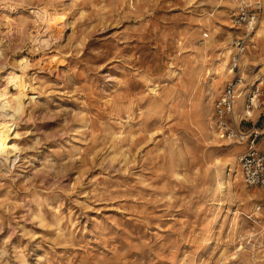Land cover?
Here are the masks:
<instances>
[{"label":"rangeland","instance_id":"rangeland-1","mask_svg":"<svg viewBox=\"0 0 264 264\" xmlns=\"http://www.w3.org/2000/svg\"><path fill=\"white\" fill-rule=\"evenodd\" d=\"M222 1L0 0L17 151L0 165V264H264V196L236 165L245 146L212 137L243 38ZM250 1L263 32L238 58L245 84L264 75V0ZM42 11L67 17L61 38ZM21 59L31 101L16 109L6 84Z\"/></svg>","mask_w":264,"mask_h":264},{"label":"built area","instance_id":"built-area-1","mask_svg":"<svg viewBox=\"0 0 264 264\" xmlns=\"http://www.w3.org/2000/svg\"><path fill=\"white\" fill-rule=\"evenodd\" d=\"M237 4L231 17L232 24L243 29V38L236 40L237 56L233 59L230 82L212 106V125L221 141L244 145L237 157L242 181L247 188L259 190L264 196V75L251 84H245L238 69V58L244 52L256 27L258 14L262 11L259 1L228 0ZM208 35H202L206 40ZM242 94V112L236 110L238 96ZM246 124L250 126L244 127Z\"/></svg>","mask_w":264,"mask_h":264},{"label":"bare ground","instance_id":"bare-ground-1","mask_svg":"<svg viewBox=\"0 0 264 264\" xmlns=\"http://www.w3.org/2000/svg\"><path fill=\"white\" fill-rule=\"evenodd\" d=\"M220 4H225L223 3L222 0H214ZM52 13V12H51ZM38 15V14H37ZM40 20L42 23H44L46 26V30L44 33H46V35L51 39V33H53V29H57V33L56 31H54V33H56L59 38H61V36L59 34V30L58 28L61 27H66L67 26V17L64 14H61L59 17L56 15H50L45 11H42L39 15ZM69 24V23H68ZM66 25V26H65ZM263 24H261V21L258 23L257 25V29L255 30V34L254 37H260L262 36V32H263V28H262ZM63 30V29H62ZM61 30V31H62ZM70 30V29H69ZM64 31V30H63ZM61 33V32H60ZM40 37V36H39ZM39 38H34V42L36 43H42V42H46L48 44V38L44 41L38 40ZM54 39V37L52 38ZM252 40V39H251ZM52 41V40H51ZM55 41V39H54ZM53 43V42H52ZM43 45V44H42ZM205 49V48H204ZM213 51V50H212ZM227 55H229V50L228 49H224V57L227 58ZM27 61H25V59H21L20 63L22 64L21 68H20V74L17 73H9L7 75V84L8 86L12 85L14 86V88L16 89V95L15 94V98L18 99V101L16 103H14L16 109L20 108L21 106L25 105V101L27 100L28 104L31 101V99L29 97L26 98V94L24 93L25 90H27V85L25 84V70L28 68L27 66ZM241 62L242 65L246 63V57L243 56L241 58ZM213 73L217 76V78L220 80L221 83H225L228 80V76L230 74V68H227L226 62H224L223 66L221 67V69H217L216 67H214L212 69ZM27 78V77H26ZM29 85V84H28ZM154 89V88H153ZM28 96V95H27ZM11 95H9L8 90L7 89H3L2 92H0V165H3L4 162L7 163V159L12 158L16 155V147H14L13 143L11 142V138H12V133L6 128V126L4 125L5 122V118L8 116V112H11L10 110H7V107L5 104H7L6 102L9 101ZM242 95H239L238 98V102H237V108L236 110L239 112L240 108L242 106ZM14 101V100H13ZM26 103V104H27ZM14 112V111H13ZM10 117V116H9ZM8 118V117H7ZM10 120V119H9ZM212 137L213 139H218L217 134L214 132L212 133ZM15 138V136L13 137ZM229 147V145H226V148ZM236 149V147H235ZM16 157V156H15ZM14 157V158H15ZM13 158V161H14ZM16 159V158H15ZM12 160V159H11ZM10 163V162H8ZM7 165V164H6ZM235 165V164H231ZM234 170H235V166ZM228 170L227 172H229V174L227 176H230V172H231V168L229 169V167L227 166ZM237 171V170H236ZM232 180V178H231ZM229 184V183H228ZM253 196H255V193H252ZM239 250V249H238Z\"/></svg>","mask_w":264,"mask_h":264}]
</instances>
